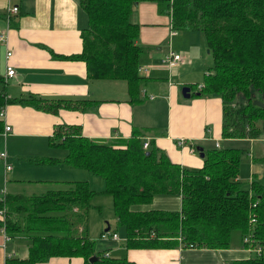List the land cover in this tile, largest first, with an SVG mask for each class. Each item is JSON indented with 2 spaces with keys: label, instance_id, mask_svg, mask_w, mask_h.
I'll return each mask as SVG.
<instances>
[{
  "label": "trees",
  "instance_id": "obj_1",
  "mask_svg": "<svg viewBox=\"0 0 264 264\" xmlns=\"http://www.w3.org/2000/svg\"><path fill=\"white\" fill-rule=\"evenodd\" d=\"M139 0H77L87 25L80 31L82 49L62 56L86 65L88 79L124 80L130 101H143L142 46L136 43L139 24L132 20ZM169 14L175 31H198L210 50L213 64L201 84H192L200 96L221 99L223 139L264 138V0H153ZM60 57V56H58ZM76 102V104H73ZM11 103L34 106L57 114L59 109H83L88 100H49L29 94L10 98L0 76V111ZM4 125L0 119V132ZM66 151L68 164L104 179L113 198L117 224L125 230L127 248L228 249L239 233L242 249L254 256L232 264H264V156L246 188L238 178L247 150L212 147L203 165L183 167L172 162L134 129L127 139L95 140L78 125L58 124L49 139ZM49 161V160H48ZM96 192L88 181L66 182L62 188L40 194L7 193L0 197V228L9 238L28 241L27 256H9L5 264H38L52 257H79L83 264H135L127 258L105 257L87 236L88 211ZM159 195H178L180 210L139 209ZM248 238V242L244 239ZM91 257L96 259L89 261Z\"/></svg>",
  "mask_w": 264,
  "mask_h": 264
},
{
  "label": "crops",
  "instance_id": "obj_2",
  "mask_svg": "<svg viewBox=\"0 0 264 264\" xmlns=\"http://www.w3.org/2000/svg\"><path fill=\"white\" fill-rule=\"evenodd\" d=\"M8 5L18 7V12L9 18ZM132 20L139 24L136 43L144 49L141 65L149 67H145V72L140 71L145 79L141 91L143 101L138 103L130 101L126 81L88 79L84 62L62 58L82 49L80 31L86 27L87 19L77 0H11L10 4L0 0V32L7 35V42L0 43V76L6 82L8 97L24 98L32 94L49 100H88L83 109L61 108L57 114L19 103L4 107V115L0 119L11 130L5 135L0 132V152H6L11 168L5 170L0 160V197L7 193H20L18 190L24 183L44 189L48 187L47 191L63 187L66 182L85 175L80 170L93 175L88 170L68 164L64 159L66 151L49 144L58 124L78 125L84 136L108 141L127 139L134 129H138L149 146L153 142L151 146L163 151L172 162L188 168L203 165V158L195 156L196 149L190 151L191 145L195 148L199 144L205 152V142H212L213 147L218 143V148L244 149L238 143H249L246 160L261 173L263 166L254 162V158L264 156V146L260 143L262 138L221 137L219 96H200L194 88L190 89L188 102L180 98L182 86H198L207 72L208 67L203 71L199 67L203 77L200 79L199 75L195 81H191L189 72L187 79L182 74H174V69L189 68L188 65L196 61L193 54L181 55L179 51L188 44V38L194 47L199 40L195 49L202 50V34L173 30L170 15L161 13L158 3L153 0H139L133 7ZM170 51L180 55L172 66L162 62ZM7 52H11V56L7 57ZM7 65L15 70L11 77H6ZM179 138L184 139L182 145L176 143ZM256 142L257 151L254 147ZM241 177H244L242 172L238 175L239 180ZM157 197L155 207H150L149 203L139 206V209L180 210V196ZM114 219L116 224H108L98 234H92L86 224L87 236L94 241L95 251L104 256L107 253V257L127 258L135 264H194L192 258L210 260L212 264H232L250 253L241 248L240 242L228 249L181 248V245L127 248L126 235L122 239L117 233L119 225L115 216ZM112 233H117L118 238L113 239ZM27 243L23 237H5L0 228V264H5L9 256L26 257ZM195 250L200 253L195 254ZM38 264H83V261L79 257H52Z\"/></svg>",
  "mask_w": 264,
  "mask_h": 264
},
{
  "label": "rangeland",
  "instance_id": "obj_3",
  "mask_svg": "<svg viewBox=\"0 0 264 264\" xmlns=\"http://www.w3.org/2000/svg\"><path fill=\"white\" fill-rule=\"evenodd\" d=\"M183 32V31H181ZM200 34H202L200 32ZM199 34V35H200ZM203 38V35H201ZM199 40L195 42V47L197 46ZM202 42V41H200ZM204 39H203V43L200 45L202 47V50H198V48L195 49V47L193 46V43H191L190 38H188V44H184V47H182V49L179 51L180 54H193V56H195L196 61L191 64L188 65L189 68H187V66H185L184 68H182V70H175L174 69V74H182V76L187 79L186 74L191 73L192 77L190 79H192L191 81H195L198 80L199 78H197L200 75V79L203 77L199 67H202V71L204 69H207V67H210L213 62H212V55L210 53V50L208 48L205 47L204 45ZM209 50V51H208ZM164 63V61H162ZM164 66H167L166 64H163ZM151 66V65H149ZM142 68H149L148 66H144L141 65ZM168 68L170 69V67L168 66ZM167 68V69H168ZM145 72V71H144ZM146 74V73H144ZM147 75V74H146ZM203 79V78H202ZM194 83V82H193ZM192 86V85H191ZM184 86H182L183 88ZM189 87V86H188ZM181 90V89H180ZM193 90L194 87H193ZM180 94V98L182 101H186L190 99V98H185L182 96L181 92ZM212 96V95H210ZM215 96V95H213ZM218 96V95H216ZM212 128V127H211ZM213 135V134H212ZM209 136H211V134H209ZM262 140V141H261ZM260 140V143L262 142V145L264 146V139L262 137V139ZM202 146H204L203 144H201ZM239 146L245 147L246 149H249V143L243 145L238 143ZM197 146H200L199 144L195 145V149ZM213 143L212 142H205V148H211L213 147ZM255 151H257L256 149L258 147V143H255ZM195 156H199V153L197 152V150L195 151ZM247 156H243L242 160H241V165H240V172H239V176L241 175V172L243 173L244 177L240 178V181L242 183V185L244 187H248L249 186V182H250V174H259V171L257 169V167L255 165H251L248 163V161L246 160ZM79 172H85L82 174L85 175H81L78 176V178H76L77 180L80 181H88L90 189L95 191L96 193L94 194V196L91 199V205L88 211V230L90 232H92V234L96 233L98 234L102 229H105V227H107L108 224H110L111 226L116 224L115 219H114V208H113V198L105 193H102L104 190V179L102 177H99L98 175H91L90 173H86V171H79ZM89 177V178H88ZM76 180V181H77ZM48 188V187H47ZM45 188V189H47ZM58 188H62V187H58ZM57 188V189H58ZM45 189L41 186H32L28 183H24L21 188L18 190L21 194L24 195H31L33 193L35 194H39L42 193L43 191H45ZM55 189V188H54ZM0 196H1V192H0ZM157 197V196H156ZM159 199V197L154 198L153 201L150 203V207H155L154 204L157 203V200ZM139 208V206H137ZM147 207H144V209ZM117 233L120 234L121 238H124V228L121 226H118L117 228ZM119 236V235H118ZM239 242V233L238 232H234L232 235V247L236 246ZM195 254H199L200 252L195 250L194 251ZM249 256H254L256 255V252H251L248 253ZM191 260H193L194 264H212L213 261L210 260H203L202 258H192ZM232 263V262H231Z\"/></svg>",
  "mask_w": 264,
  "mask_h": 264
},
{
  "label": "built area",
  "instance_id": "obj_4",
  "mask_svg": "<svg viewBox=\"0 0 264 264\" xmlns=\"http://www.w3.org/2000/svg\"><path fill=\"white\" fill-rule=\"evenodd\" d=\"M7 2H9L10 4V1L11 0H6ZM18 12V7L17 6H9L7 7V18H9L12 14H15ZM7 42V35L4 34L3 32H0V43H6ZM11 56V52H7V57ZM180 59V55L176 52H173V51H170L168 53V55L164 58V63H167L169 66H172L173 63H175L176 61H178ZM139 70L140 71H146L145 68H142L141 66L139 67ZM15 73V70L12 68L11 65H7L6 67V77H11L13 76ZM4 115V110H1L0 111V118H2ZM11 130V127L7 124L4 125V130H3V134H7L9 131ZM177 145H182L184 143V139H177L176 141ZM148 147V142H144L143 144V148L146 149ZM216 147H218V143H216ZM190 151L191 152H194L195 151V148L191 145L190 147ZM0 160L3 162V165H4V168L5 170H9L11 168V165L9 163H7V154L5 151H2L0 152ZM3 193H4V190H3ZM3 198V197H2ZM0 213H4V210H1ZM4 226L1 227V230H2V233L5 235V237H7L6 233H5V230H4ZM102 236H105V233L102 234ZM111 237L113 239H117L118 238V235L117 233H112L111 234ZM248 238H245L244 239V242H248L247 241ZM244 250L245 251H248V252H254L255 249L251 248V247H244ZM255 252H258L260 253V249L259 248H256V251ZM105 256L107 257L108 254L106 253Z\"/></svg>",
  "mask_w": 264,
  "mask_h": 264
},
{
  "label": "water",
  "instance_id": "obj_5",
  "mask_svg": "<svg viewBox=\"0 0 264 264\" xmlns=\"http://www.w3.org/2000/svg\"><path fill=\"white\" fill-rule=\"evenodd\" d=\"M208 51H209V50H208ZM181 94H182L183 97H185V98H189V96H190V88H189L188 86H184V87L181 89ZM254 103H255V104H258V105H261V106L264 105V104H263L262 102H260V101H254ZM196 150L198 151L199 156L203 158V157H204L203 148H202L201 146H197V147H196ZM107 230H108V229H107ZM95 259H96L95 257H91V258L89 259V261L92 262V261H94Z\"/></svg>",
  "mask_w": 264,
  "mask_h": 264
}]
</instances>
